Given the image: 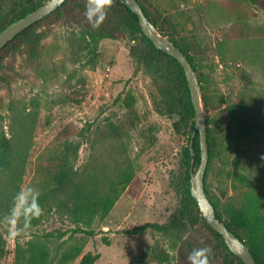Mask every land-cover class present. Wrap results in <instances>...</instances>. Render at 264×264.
Instances as JSON below:
<instances>
[{
  "label": "rangeland",
  "instance_id": "1",
  "mask_svg": "<svg viewBox=\"0 0 264 264\" xmlns=\"http://www.w3.org/2000/svg\"><path fill=\"white\" fill-rule=\"evenodd\" d=\"M29 1L36 0H5V17ZM141 2L197 68L216 147L205 187L225 216L229 205L264 194V8L245 0ZM91 4L69 0L0 53V264H58L72 247L80 251L66 264L87 255L92 264H196V248L209 250L207 264H220L212 233L187 200L192 118L181 114L176 64L141 37L118 0H102L99 20L87 14ZM230 105L256 121L253 134L237 125L230 134ZM66 146L72 182L96 173L105 189L127 165L134 173L109 213L83 226L91 232L75 230L70 184L51 179ZM147 223L160 228L142 229Z\"/></svg>",
  "mask_w": 264,
  "mask_h": 264
},
{
  "label": "trees",
  "instance_id": "2",
  "mask_svg": "<svg viewBox=\"0 0 264 264\" xmlns=\"http://www.w3.org/2000/svg\"><path fill=\"white\" fill-rule=\"evenodd\" d=\"M48 0H36V1H29L25 5L22 6L21 10H19L15 15H12L11 17H5L7 15L5 11V0L0 1V18L3 16L5 17L3 21L1 20V26L0 31L4 29L7 25H9L11 22L15 21L16 19L23 17L27 13L33 11L40 5L46 3ZM69 0L64 1L57 9L61 8L66 2ZM140 4L142 5L146 15L151 19V21L156 25L159 32L165 36L166 38L173 41L176 45H178L188 56L190 62L192 63L196 73L197 68L195 64L193 63L192 57L189 54L187 48L179 42L177 37L173 34H169L167 32H164L161 27L158 25L157 21L153 19L148 9L143 5L141 0H138ZM251 4L258 5L262 8H264V0H245ZM118 2L125 8L127 13L131 15L133 18L136 29L138 32L141 33V37L145 40H147L151 48L157 52L161 53L169 58H171L177 67V73L176 76L173 77L175 80V83L177 85V89L180 91V104L182 108V116L183 115H189L192 118L191 121V130L193 132L195 127V110L192 104L191 99V92L188 84V80L184 71V68L179 63V61L173 57L172 55L168 54L167 52L157 48L152 40L143 33L139 22H138V15L134 13L124 2L121 0H118ZM56 9V10H57ZM54 10V11H56ZM53 11V12H54ZM52 12V13H53ZM51 13V14H52ZM49 14V15H51ZM49 15L45 16L44 18L48 17ZM44 18L38 20L37 22L33 23L32 25L28 26L25 30H23L20 34H18L14 39L9 41L3 48L0 49V53L3 49L7 48L11 42H13L17 37L20 35L25 34L29 29H31L36 23L42 21ZM93 38H96V35L92 34ZM107 35L101 34L99 37L103 38ZM1 66L2 62L0 60V78H1ZM198 81L199 74H198ZM202 100L204 102L205 106V116H206V124H207V142H208V150L209 155L211 152L213 153L215 151V140L212 137L211 129L209 128V119L207 116V106H208V97L205 92H202ZM236 105H230L229 106V113H230V124H229V132L230 134L233 133L234 125H237V128L240 132L244 134V136L248 137L251 134H253L257 129V123L252 118H249L244 112H236L235 108ZM191 132V135H192ZM190 135V138H191ZM194 165H193V172L196 170L194 167L196 166L198 168L200 161H201V149H200V138L199 133L195 136L194 143ZM69 156V147H64V150L62 153L58 156V158H61L60 163V171L53 175L51 179L57 180V183L61 185H69V211L71 214L72 220L77 224V227L75 230H84L86 232H91L87 228L84 227H90L94 221L95 215L100 213L102 216H106L109 211L114 206L115 202L117 201L118 197L120 196L121 192L125 189V187L128 185V183L131 181L133 177V171L131 165H127L120 173L117 180H112L109 182L108 186L103 189L99 184V178L96 173H87L86 178H82L80 180H77L75 182H72L71 179V167L68 168L67 165V157ZM185 158L186 163L188 166L187 173H186V194H187V200L189 202V205L191 206V209H197L199 214H201V220L206 228L209 229V231L212 233V241H213V251L216 253V257L222 258L220 264H245L242 258L234 253L226 244L224 237L222 234H220L217 230H215L213 227L209 225V223L206 221V218L202 214L200 207L198 205L197 200L193 197L191 193V186H190V178L192 177V172L190 171L191 167V151L189 146L186 149L185 152ZM64 159V160H62ZM206 175V173H205ZM239 180L246 183L248 188H257L252 181H250L244 173L239 174ZM206 189V187H205ZM264 190V189H262ZM206 192L208 194V191L206 189ZM43 197L44 195L41 194L38 196V199L34 202L33 208H38L43 204ZM212 204L215 207L216 215L217 217L224 221L226 225L235 232L241 239L245 241V243L250 247L252 253L254 254V257L258 264H264V194H260L256 197V201H243L239 206L229 205L225 209V216L224 214L219 210V205L216 201H213V199L209 196ZM22 210L25 213H28V209H25V205L22 206ZM34 218V221L36 220V215H32ZM226 217V218H225ZM84 226V227H83ZM148 227H152L154 229L160 228L158 224L156 223H147L143 225L142 229H146ZM241 231V232H240ZM76 250V252H74ZM79 249H75V247H72L69 252H66L64 257L60 259L58 264H66L65 262L68 260H71L74 258L78 252ZM95 260V257H91L89 255L84 256L80 262V264H92Z\"/></svg>",
  "mask_w": 264,
  "mask_h": 264
},
{
  "label": "water",
  "instance_id": "3",
  "mask_svg": "<svg viewBox=\"0 0 264 264\" xmlns=\"http://www.w3.org/2000/svg\"><path fill=\"white\" fill-rule=\"evenodd\" d=\"M66 0H48L33 11L27 13L23 17L16 19L0 31V49L9 41L14 39L18 34L25 30L28 26L44 18L45 16L56 10ZM134 13L138 15L139 25L145 35H147L154 45L175 57L184 68L190 92L192 104L195 110V127L192 132L189 148L191 151V193L197 200L198 205L211 227L217 230L222 236L228 247L237 255H239L245 264H258L250 247L233 232L224 221L220 220L216 215V210L205 189V173L209 161V150L207 142V124L204 107L202 104L201 91L196 71L190 62L186 53L173 41L163 36L156 25L146 15L142 5L138 0H121ZM199 133L201 161L195 172L194 165V139Z\"/></svg>",
  "mask_w": 264,
  "mask_h": 264
},
{
  "label": "clouds",
  "instance_id": "4",
  "mask_svg": "<svg viewBox=\"0 0 264 264\" xmlns=\"http://www.w3.org/2000/svg\"><path fill=\"white\" fill-rule=\"evenodd\" d=\"M102 3V0H94V4H91L88 7L87 14L91 18L96 13H99V19H102L103 12L101 11L99 5ZM207 248H196L192 250V253L190 254V258H195L196 264H207Z\"/></svg>",
  "mask_w": 264,
  "mask_h": 264
}]
</instances>
